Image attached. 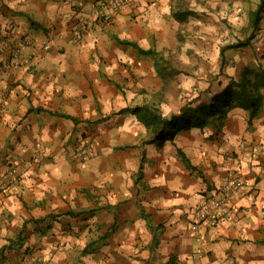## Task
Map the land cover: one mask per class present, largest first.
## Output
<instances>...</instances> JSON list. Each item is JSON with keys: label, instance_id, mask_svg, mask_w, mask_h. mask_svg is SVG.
I'll return each mask as SVG.
<instances>
[{"label": "crops", "instance_id": "1", "mask_svg": "<svg viewBox=\"0 0 264 264\" xmlns=\"http://www.w3.org/2000/svg\"><path fill=\"white\" fill-rule=\"evenodd\" d=\"M171 1L105 7V22L97 0H0V170L13 164L23 175L0 197V264H264V102L251 124L233 106L221 121L161 143L120 112L163 92L172 74L162 55L177 46ZM230 48L218 45L203 60L222 66ZM239 48L247 56L215 85L188 86L187 101L207 105L245 69L264 71V14ZM155 60L169 71L161 75ZM178 100L152 103L170 116ZM91 137L94 151L82 159L76 150ZM230 169L251 192L197 238L191 211Z\"/></svg>", "mask_w": 264, "mask_h": 264}, {"label": "rangeland", "instance_id": "2", "mask_svg": "<svg viewBox=\"0 0 264 264\" xmlns=\"http://www.w3.org/2000/svg\"><path fill=\"white\" fill-rule=\"evenodd\" d=\"M258 1L172 0L171 10L181 18L179 20L174 18L177 46L174 52L167 48L162 51L168 63L167 66L172 67V74L167 75L163 92L148 93L144 102L162 101L170 106L173 99H179L178 101L181 99L184 105H193L187 101L191 95V92L187 90L188 86L202 80L210 82L208 87H211V82L215 85L226 75L228 69L247 56L242 54L244 49L231 47L228 58L224 60L222 66L218 63L212 64L211 57L208 63L203 60L210 52H214L218 45L228 47L249 36L251 33L250 12L256 8ZM167 71L169 70L166 69L165 72ZM194 80L196 81L192 84ZM183 104L181 105L184 106Z\"/></svg>", "mask_w": 264, "mask_h": 264}, {"label": "trees", "instance_id": "3", "mask_svg": "<svg viewBox=\"0 0 264 264\" xmlns=\"http://www.w3.org/2000/svg\"><path fill=\"white\" fill-rule=\"evenodd\" d=\"M264 14V0H259L256 8L250 12L249 24L251 33L244 39L231 45V47L247 46L254 37L255 32L260 29V23ZM176 19H181L177 13H173ZM140 53L151 55L159 58L160 53L153 48L143 49L133 41H124ZM221 50V56L222 55ZM155 66L162 75V71L167 68L166 65H161L158 60H155ZM264 86V71L255 69H245L240 77L231 79L228 85L219 94L213 96L207 105L199 104L197 106L184 105L180 108L177 114L164 116L153 103H143L134 108H124L120 112H132L137 119L147 127L158 133L157 141L164 142L167 139H173L174 135L182 129L190 128L191 126L202 127L211 119L221 121L229 108L239 106L248 111L249 124L253 118L259 113L263 102L264 94L261 88ZM67 117V115H62Z\"/></svg>", "mask_w": 264, "mask_h": 264}, {"label": "built area", "instance_id": "4", "mask_svg": "<svg viewBox=\"0 0 264 264\" xmlns=\"http://www.w3.org/2000/svg\"><path fill=\"white\" fill-rule=\"evenodd\" d=\"M129 0H97L94 14L97 19L108 22L111 15L106 13L105 7H109L112 11H119L128 4ZM48 48V45H44ZM18 48L14 53L17 54ZM96 144V138L91 137L80 143L76 150V155L85 159L93 153ZM233 156L227 155V158ZM22 172L16 165L8 164L0 170V197L7 193L12 187L16 186L22 179ZM246 181L234 169H230L224 178V181L217 188L216 192L206 199L201 205L191 211L190 227L197 238H200V231L203 228L210 229L216 227L219 223L229 219L235 208L234 200L237 197L246 196L248 191ZM248 191V192H247ZM201 253V248H198ZM34 264H49L47 261L37 258Z\"/></svg>", "mask_w": 264, "mask_h": 264}]
</instances>
